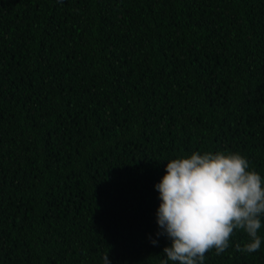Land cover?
<instances>
[{
	"label": "trees",
	"instance_id": "1",
	"mask_svg": "<svg viewBox=\"0 0 264 264\" xmlns=\"http://www.w3.org/2000/svg\"><path fill=\"white\" fill-rule=\"evenodd\" d=\"M193 151L264 176V0H0V264H160L154 186Z\"/></svg>",
	"mask_w": 264,
	"mask_h": 264
},
{
	"label": "clouds",
	"instance_id": "2",
	"mask_svg": "<svg viewBox=\"0 0 264 264\" xmlns=\"http://www.w3.org/2000/svg\"><path fill=\"white\" fill-rule=\"evenodd\" d=\"M154 187L160 200L156 237L170 241L160 264H205L209 251L219 256L234 246L252 254L264 244V176L240 152L193 151L168 159ZM240 232L242 243L234 240ZM102 259L111 264L108 253Z\"/></svg>",
	"mask_w": 264,
	"mask_h": 264
}]
</instances>
